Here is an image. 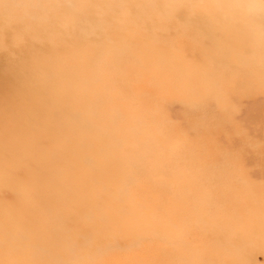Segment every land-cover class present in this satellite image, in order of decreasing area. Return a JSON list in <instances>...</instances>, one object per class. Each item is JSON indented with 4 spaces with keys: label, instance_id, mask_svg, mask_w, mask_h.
<instances>
[{
    "label": "rangeland",
    "instance_id": "374dc122",
    "mask_svg": "<svg viewBox=\"0 0 264 264\" xmlns=\"http://www.w3.org/2000/svg\"><path fill=\"white\" fill-rule=\"evenodd\" d=\"M0 264H264V0H0Z\"/></svg>",
    "mask_w": 264,
    "mask_h": 264
}]
</instances>
